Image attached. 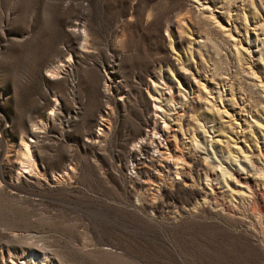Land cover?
I'll list each match as a JSON object with an SVG mask.
<instances>
[{"label":"rangeland","instance_id":"rangeland-1","mask_svg":"<svg viewBox=\"0 0 264 264\" xmlns=\"http://www.w3.org/2000/svg\"><path fill=\"white\" fill-rule=\"evenodd\" d=\"M42 260L264 264V0H0V264Z\"/></svg>","mask_w":264,"mask_h":264},{"label":"bare ground","instance_id":"bare-ground-1","mask_svg":"<svg viewBox=\"0 0 264 264\" xmlns=\"http://www.w3.org/2000/svg\"><path fill=\"white\" fill-rule=\"evenodd\" d=\"M62 64L63 63L61 62V63L57 64L56 66H54L53 69L51 70V72H53L56 69H58ZM155 106H157V105L155 104ZM33 131H34V129L31 130V132H33ZM32 140L33 139H30L29 141H25L23 139V146H22V150H21L22 163L25 164L26 166L30 167V168L31 167L33 168L34 164H35L34 159L32 157V154H31V146H33L32 143H31ZM42 261L44 262V264H46V260H42Z\"/></svg>","mask_w":264,"mask_h":264}]
</instances>
